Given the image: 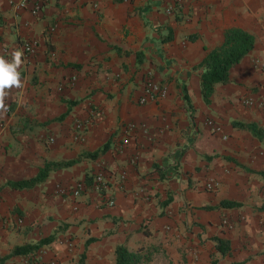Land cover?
<instances>
[{"label":"crops","instance_id":"crops-1","mask_svg":"<svg viewBox=\"0 0 264 264\" xmlns=\"http://www.w3.org/2000/svg\"><path fill=\"white\" fill-rule=\"evenodd\" d=\"M38 1L0 0V56L23 51L0 110V264H115L118 245L136 264H264V106L241 101L264 100V0H44L34 15ZM233 26L254 46L206 104L198 64ZM148 79L167 94L140 103ZM105 143L30 188L7 184Z\"/></svg>","mask_w":264,"mask_h":264},{"label":"trees","instance_id":"trees-1","mask_svg":"<svg viewBox=\"0 0 264 264\" xmlns=\"http://www.w3.org/2000/svg\"><path fill=\"white\" fill-rule=\"evenodd\" d=\"M253 46L254 36L249 31L238 26L225 29L222 43L210 49L198 64V66L202 69L200 80L201 96L206 104L210 103L211 95L214 92L215 85L217 83H225L229 80L231 68L237 64L247 53H249ZM74 103L75 101H71L69 102V105ZM232 123L239 128L248 129L254 135L261 137L262 130L255 123H245L242 121H233ZM107 147L108 143H105L96 151H85L80 157L75 159L65 161H46L44 165L40 167L35 176L16 181H8L7 184L13 188H30L37 183L44 181L52 170H57L72 165L78 162L82 157H96L99 153L105 151ZM220 205L231 207L237 206L239 203L223 200L221 201ZM260 208L264 210V205H262ZM53 238L54 235H50L39 240L35 244L15 246L9 255L26 253L27 251L38 248ZM216 242L217 251L221 254H224L228 250V242L221 238H217ZM115 254V264H136L142 256L138 252L130 251L124 245H118L115 249ZM145 258H147V256H145ZM211 262L214 264V260Z\"/></svg>","mask_w":264,"mask_h":264},{"label":"built area","instance_id":"built-area-1","mask_svg":"<svg viewBox=\"0 0 264 264\" xmlns=\"http://www.w3.org/2000/svg\"><path fill=\"white\" fill-rule=\"evenodd\" d=\"M28 1L29 0H18V5L21 7H25L27 5ZM43 1L44 0H40V1L35 2L33 4L32 8L30 9L32 14L36 15L39 13V11L41 10ZM174 8H175L174 5L170 4L166 7V11L172 12ZM24 48L26 51H32L33 45L30 42H26L24 44ZM166 94H167V88L165 85H163V84H161L158 81H155L153 79H148V80H146V82L144 84V94H143V96H141L139 98V102L144 103V102H146V100L148 98H151V99L163 98L164 96H166ZM241 101H242V103H244L246 105H255L257 103L261 106H264V100L257 101L252 96H244L241 99ZM0 110H3L6 112L8 109L4 105L3 107H0ZM206 124L209 126V128L211 129L212 132H220L222 130L221 125L219 123L215 122V120H213V119H207ZM129 126L132 127V125H129ZM76 129H77V134H79V135L84 134V132L86 130V123H84L83 121H77L76 122ZM93 186L98 192H102L103 189L106 187V180L104 179V177L101 173H98L97 175H95V177L93 179ZM206 188L208 190H211V191L215 190L217 188V182H214V181L208 182L206 184ZM82 189H83V184L78 183L72 191L73 195L77 196ZM106 203L108 205H113L114 200L108 197V198H106ZM223 222L226 225H228V222L226 221V219H223Z\"/></svg>","mask_w":264,"mask_h":264},{"label":"clouds","instance_id":"clouds-1","mask_svg":"<svg viewBox=\"0 0 264 264\" xmlns=\"http://www.w3.org/2000/svg\"><path fill=\"white\" fill-rule=\"evenodd\" d=\"M22 57L23 51L19 48L12 52L11 60L0 56V107L4 106L10 89L22 86L21 72L19 71L23 63Z\"/></svg>","mask_w":264,"mask_h":264}]
</instances>
